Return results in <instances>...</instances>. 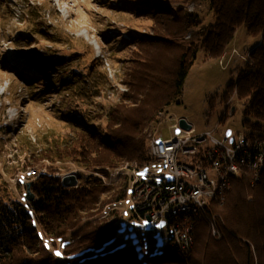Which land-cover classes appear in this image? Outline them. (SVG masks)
Listing matches in <instances>:
<instances>
[{
    "label": "rangeland",
    "instance_id": "rangeland-1",
    "mask_svg": "<svg viewBox=\"0 0 264 264\" xmlns=\"http://www.w3.org/2000/svg\"><path fill=\"white\" fill-rule=\"evenodd\" d=\"M158 1L163 4L162 8L167 6L164 3L167 1L175 11H196L200 26L180 37V25L172 22L169 16L150 13L149 8L142 5L146 4L145 0H0V190L3 195H9L5 197L6 200L28 203L26 196L33 170L37 172L36 177L40 172H57L62 178L75 175L78 180L80 174L85 177L90 173L96 174L112 187L120 184L125 176L131 183L132 179L153 172L155 165L146 162L95 170L102 174L85 171L74 161L78 151L71 152L66 147L77 148L88 141L95 145V152H88L87 158L97 162L115 156L111 151L119 147H114L111 139H123V136L115 134L122 123L112 121L120 111L129 116L134 114V108L129 101H124L123 96L128 94L136 98L137 94L133 95L135 88L129 87L132 74L140 68V64L141 69L147 68L145 63L133 59L136 52L128 42L135 35H150L144 38L145 43L141 45L138 56L157 61L153 72L159 73V65H163L162 62L174 53L171 49L156 47L152 43L162 35L165 27L175 32L174 40L178 42H197L203 37L201 33L215 23L210 0H194L184 4L177 3L179 0ZM139 9H143L139 11L141 13L135 11ZM66 34L72 41L66 39ZM120 37L121 41H115ZM260 41L261 37L252 35L242 26L237 29L221 57H211L201 46L177 102L168 108L159 124L143 127L142 132L138 130V136L141 132L143 138L151 139L157 130L156 135L170 139L180 134L181 120H185L197 133L214 131L220 139H237L250 132L252 129L245 126L244 114L249 100H240L234 94L230 102L225 103L222 97L230 83L237 82L246 71L251 61L249 53ZM79 52L85 54L79 55ZM90 54L92 56L88 58ZM39 60L47 61L45 64H50V67L38 69L31 63ZM45 64L40 63L42 66ZM64 69L69 72L65 75L70 76L72 72L76 78L88 82L87 95L82 91L77 97L67 96L49 83L58 80V77H44L45 73L56 74ZM213 97L216 102L211 106ZM80 111L90 112V125L93 127L81 126L79 119L70 115ZM66 118L71 123L61 122ZM72 121L77 122L75 127ZM61 125H64V129ZM260 125L264 132V123ZM6 127L11 129L10 133H5ZM107 128L112 132L110 137L101 133ZM125 131L122 130V135ZM81 132L88 133L89 139H84ZM62 138H67L65 146ZM100 139L111 149L98 148L102 145ZM55 143L66 149L67 154L59 159L66 161H56V151H51ZM132 206L129 194L124 202L106 206L101 214L85 222L99 219L116 227V237L122 238L125 245L135 246L140 264H149L150 257L156 255L166 259V242L171 231L168 223H162L158 233L150 227L135 231L128 230L116 215L112 216L118 213L121 219L127 221L132 217ZM209 220L215 222L220 238L214 236ZM202 223L207 226L211 238L221 241V228L226 226L222 216L211 214ZM195 234L196 230L194 238ZM70 240L68 236L65 240H59L56 246L51 241L46 242L51 251L62 254L58 257L61 264H71V257L64 255L65 243ZM177 254L175 252V256Z\"/></svg>",
    "mask_w": 264,
    "mask_h": 264
},
{
    "label": "trees",
    "instance_id": "trees-1",
    "mask_svg": "<svg viewBox=\"0 0 264 264\" xmlns=\"http://www.w3.org/2000/svg\"><path fill=\"white\" fill-rule=\"evenodd\" d=\"M189 1L194 0H179L177 3L184 4ZM145 2L142 5L148 7L150 13L164 14L180 25V37L200 26V17L196 11H175L167 1L164 2L167 5L164 8L158 0ZM210 7L215 23L201 33L203 37L201 36L200 41L178 42L177 39L174 40L175 32L169 27H165L162 35L152 41L156 47H164L174 52L169 59L162 62L163 65H159V73L153 72L157 61L138 56L141 45L145 43L144 38H149L150 35H135L129 40V47L136 52L133 59L147 65V68L141 69L140 64V68L132 74V82L129 81V87L135 88L133 95L136 93V98L128 94L123 96L124 101H129L134 108V114L129 116L120 111L112 121L122 123V127L115 130V134L123 136V139L118 138L117 142L111 139L114 147H119L111 151L115 156L97 162L87 158L88 152H95L94 144L88 141L82 142L77 148L66 147L71 152L78 151L74 161L82 170L102 174L95 170L120 168L123 164L132 162L152 163L149 154L150 138L142 137V128L159 124L166 116L168 108L177 102L197 60L200 47H204L211 57H221L235 37L237 29L242 26L252 35L261 37V41L249 53L251 61L248 68L239 76L237 82L230 83L222 100L229 103L234 94L240 100H249L244 112L245 126L252 129L251 131H261L260 123H264V0H210ZM140 10L143 9L135 11L141 13ZM66 37L72 41L67 34ZM121 39L122 37L115 41ZM91 56L92 54L88 58ZM40 61L31 63L38 69L50 67V64H45L47 61ZM67 73L69 72L64 69L56 74L45 73L44 77H58V80H51L49 83L54 84L55 90L61 89L60 93L67 96L77 97L82 91L87 95L88 82L76 78L72 72L70 76L65 75ZM52 74L54 75L51 76ZM214 99L213 97L210 100L211 106L216 102ZM89 113L80 111L70 115L78 118L81 126L93 127L90 125ZM61 122L71 123V120L66 118ZM72 123L74 127L77 125L75 121ZM122 130H126L124 135ZM138 130L141 131L140 136ZM106 131L110 130L107 128L101 133L111 135V131ZM8 132L11 129L6 127L5 133ZM81 135L84 139L90 137L86 132H81ZM61 140L65 146L67 138ZM99 143L102 145L98 148L111 149L103 139ZM51 151H56V161H66L59 160L67 154L65 148L55 143ZM78 176L81 184L77 187L65 186L63 178L57 172H40L38 177L31 176V192L36 198L28 203L6 200L5 197L9 195H3L0 190V264H61L60 259L46 246V242L51 241L56 246L59 240H65L68 236L71 240L65 243L64 255L71 257V264H140L135 246L125 245L122 238H117L116 227L99 219L85 222L101 214L106 206L124 202L129 195V178L125 176L120 184L112 187L106 185L96 174ZM92 210L97 211L91 214ZM209 211L211 214H218V217L222 216L226 221V226L221 228V241L211 238L207 226L201 222L197 225L195 248L191 254H177L170 258L168 251L166 259L156 255L150 257L149 264H264L263 184H254L252 174L243 172L241 178L232 179V189L225 202L222 205L212 202ZM113 215L118 220L121 219L118 213Z\"/></svg>",
    "mask_w": 264,
    "mask_h": 264
},
{
    "label": "built area",
    "instance_id": "built-area-1",
    "mask_svg": "<svg viewBox=\"0 0 264 264\" xmlns=\"http://www.w3.org/2000/svg\"><path fill=\"white\" fill-rule=\"evenodd\" d=\"M170 120H173L170 118ZM170 139L152 134L150 158L153 172L136 178L132 199V217L122 221L128 229L152 228L160 231L168 223L166 248L190 253L195 245L194 233L202 222V210H209V200L224 203L232 189V179L241 178L235 163L247 167L253 183L264 153V132L250 131L237 139L218 138L214 131L197 133L192 127ZM182 214V221H175ZM147 222V223H145ZM220 238L219 231H213Z\"/></svg>",
    "mask_w": 264,
    "mask_h": 264
},
{
    "label": "bare ground",
    "instance_id": "bare-ground-1",
    "mask_svg": "<svg viewBox=\"0 0 264 264\" xmlns=\"http://www.w3.org/2000/svg\"><path fill=\"white\" fill-rule=\"evenodd\" d=\"M151 141H152V135H151V139H150V145H151ZM149 154H150V148H149ZM235 170H237L238 176H242L243 172L247 173V167L245 165H242V163H235ZM31 175L37 176V172L33 170V171H31ZM135 182H136V178L131 180L130 187H129L130 196L135 191ZM254 184H263L264 185V153L261 157V166H260L259 170L256 172V181H254ZM212 202L217 203V200H209V209H210ZM220 204H223V203H220ZM210 214L211 213L209 210H202V222L206 221L207 218L209 216H211ZM119 221H120V223H122V221H124V220L120 219ZM127 221H129V220H127ZM175 221H182V214H175ZM209 221H210L211 226H213V231H218L215 227V222L211 221V220H209ZM167 249L170 252V255H169L170 258L175 257V252L180 254V255H184V256L191 254L188 251L187 247H180V251H176L174 248H167Z\"/></svg>",
    "mask_w": 264,
    "mask_h": 264
},
{
    "label": "water",
    "instance_id": "water-1",
    "mask_svg": "<svg viewBox=\"0 0 264 264\" xmlns=\"http://www.w3.org/2000/svg\"><path fill=\"white\" fill-rule=\"evenodd\" d=\"M180 126L185 130H191L192 128V126L189 125L185 120L180 121ZM62 182L67 187H77L79 184V180L75 175L64 177ZM31 183L28 184V190H27V196H26L27 200L30 202L35 199L34 194L31 192Z\"/></svg>",
    "mask_w": 264,
    "mask_h": 264
},
{
    "label": "snow or ice",
    "instance_id": "snow-or-ice-1",
    "mask_svg": "<svg viewBox=\"0 0 264 264\" xmlns=\"http://www.w3.org/2000/svg\"><path fill=\"white\" fill-rule=\"evenodd\" d=\"M229 135H230V133H229ZM145 223H147V222H145ZM47 246V245H46ZM55 255L57 256V257H59V256H61L62 254L59 252V251H57L56 253H55Z\"/></svg>",
    "mask_w": 264,
    "mask_h": 264
}]
</instances>
